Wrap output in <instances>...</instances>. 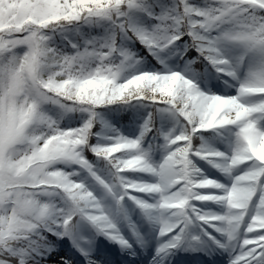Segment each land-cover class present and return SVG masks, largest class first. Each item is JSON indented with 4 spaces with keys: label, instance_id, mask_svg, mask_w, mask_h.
I'll use <instances>...</instances> for the list:
<instances>
[{
    "label": "snow or ice",
    "instance_id": "snow-or-ice-1",
    "mask_svg": "<svg viewBox=\"0 0 264 264\" xmlns=\"http://www.w3.org/2000/svg\"><path fill=\"white\" fill-rule=\"evenodd\" d=\"M150 247L264 264V0H0V264Z\"/></svg>",
    "mask_w": 264,
    "mask_h": 264
},
{
    "label": "rangeland",
    "instance_id": "rangeland-1",
    "mask_svg": "<svg viewBox=\"0 0 264 264\" xmlns=\"http://www.w3.org/2000/svg\"><path fill=\"white\" fill-rule=\"evenodd\" d=\"M200 165H204V166H206L208 169H210L209 171H210V173L209 174H211V175H215L217 172H216V170L215 169H212V168H209V166L208 165H206L203 161H201L200 163H199ZM213 206V208H216V206L215 205H212ZM150 248H148V249H146V250H149ZM145 250V251H146Z\"/></svg>",
    "mask_w": 264,
    "mask_h": 264
},
{
    "label": "trees",
    "instance_id": "trees-1",
    "mask_svg": "<svg viewBox=\"0 0 264 264\" xmlns=\"http://www.w3.org/2000/svg\"><path fill=\"white\" fill-rule=\"evenodd\" d=\"M219 147V146H218Z\"/></svg>",
    "mask_w": 264,
    "mask_h": 264
}]
</instances>
